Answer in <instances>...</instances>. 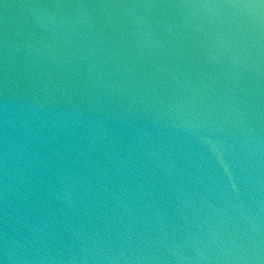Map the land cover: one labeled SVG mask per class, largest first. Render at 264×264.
Listing matches in <instances>:
<instances>
[{
  "label": "water",
  "instance_id": "water-1",
  "mask_svg": "<svg viewBox=\"0 0 264 264\" xmlns=\"http://www.w3.org/2000/svg\"><path fill=\"white\" fill-rule=\"evenodd\" d=\"M0 165L121 264H264V0H0Z\"/></svg>",
  "mask_w": 264,
  "mask_h": 264
}]
</instances>
